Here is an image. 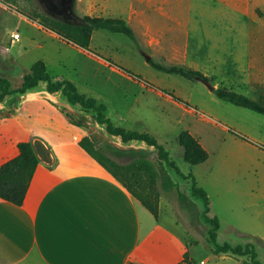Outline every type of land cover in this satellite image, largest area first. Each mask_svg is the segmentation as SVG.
I'll use <instances>...</instances> for the list:
<instances>
[{
    "label": "rangeland",
    "instance_id": "rangeland-1",
    "mask_svg": "<svg viewBox=\"0 0 264 264\" xmlns=\"http://www.w3.org/2000/svg\"><path fill=\"white\" fill-rule=\"evenodd\" d=\"M48 4L51 0H0V77L10 79L11 87L18 88L39 59L52 75L66 77L73 71L80 91L107 104V115L115 124L151 132L170 150L183 172L193 170L209 194L210 215L219 217L218 242L253 243L264 264V114L219 98L202 80L161 71L146 57L198 68L215 88L227 87L264 104V9L256 8L257 14L246 21L236 20L234 29H206L215 40L227 39L224 41L229 45H151L148 37L164 31L134 17L131 24L140 45L125 34L97 29L90 49L84 50L52 30L35 26L33 22L40 23L47 10L59 14ZM125 4V0H74L72 7L79 16L125 17ZM215 8L222 11L223 5ZM15 31L21 38L13 41ZM198 32L204 30L199 28ZM180 33L178 30L177 41ZM95 54L102 59L93 57ZM37 89H46L45 82ZM54 99L55 104L45 106L49 114L59 116L58 120L42 119L35 101L23 106L16 120L42 130L55 141L100 133L88 111L73 123L61 111L70 110L66 97ZM7 128L19 135L14 124ZM183 130L190 131L208 150L206 161L192 167L184 159L175 140ZM171 173L189 192L191 179L176 170ZM156 203L160 219L149 218L153 231L145 255L151 264H176L181 257L179 262L184 264H252L248 256L213 253L208 243L209 226L198 222L187 228L173 195L162 193ZM203 259L206 261L201 263Z\"/></svg>",
    "mask_w": 264,
    "mask_h": 264
},
{
    "label": "crops",
    "instance_id": "crops-1",
    "mask_svg": "<svg viewBox=\"0 0 264 264\" xmlns=\"http://www.w3.org/2000/svg\"><path fill=\"white\" fill-rule=\"evenodd\" d=\"M125 2L126 16H113L124 18L133 28L136 39H131L137 45L140 43L131 24L134 17L146 19L144 21L164 31L159 36L148 37L151 45L220 46L231 43L224 41L227 39L215 40L206 29H234L236 20L246 21L257 14L256 8L264 9V0ZM219 4L223 5L222 11L215 8ZM221 23L225 26L221 27ZM199 28L204 32L199 33ZM178 30L181 31L180 41H177ZM93 57L102 59L96 54ZM147 60L150 62L151 56ZM70 75L66 77L76 82L73 71ZM55 77L66 78L60 74ZM27 94L29 98L18 96L19 102L16 95L7 108L0 110V166L18 155L20 141H33L36 137L49 144L54 160L52 163L40 160L21 205L0 198V264H129L134 261L151 264L146 258L153 231L148 223L151 216L159 220L160 215L155 217L86 152L78 143L79 134L71 140L55 141L40 129L20 124L16 120L18 114L23 106L34 101L39 102L42 119L59 118L46 111L45 103L55 104V97L52 100L47 97V89L41 91L35 87ZM63 117L68 120L65 114ZM12 124L19 135L7 128ZM144 226L148 228L146 231ZM180 259L182 257L176 264L181 263Z\"/></svg>",
    "mask_w": 264,
    "mask_h": 264
},
{
    "label": "trees",
    "instance_id": "trees-1",
    "mask_svg": "<svg viewBox=\"0 0 264 264\" xmlns=\"http://www.w3.org/2000/svg\"><path fill=\"white\" fill-rule=\"evenodd\" d=\"M47 11L40 21L41 24L86 49H90L96 29L122 33L136 39L133 28L122 17L74 14L72 18H65L52 13L51 10ZM150 64L161 71L179 74L188 79L210 81V77L198 68L178 63L167 64L155 59H151ZM42 82L46 84L49 99L60 95L66 97L70 110L61 111L69 121L78 123L79 120L76 121L75 118L81 119L83 111L89 112L88 115L94 118L100 133L95 136L79 134V145L155 217L160 215L157 198L162 193L173 195L178 201L181 211L179 215L187 228L198 222L209 226L208 243L213 253L232 254L238 258L248 256L252 264H263L253 243L234 245L228 241L218 242L219 217L210 215L209 194L199 185L193 170L189 173L183 172L172 158L170 150L151 132L115 124L107 115V104L80 91L75 81L53 76L43 59L32 64L30 72L25 74L22 85L18 88L13 89L8 78L0 77V110L7 108L17 94L21 99L29 98L27 91L38 87ZM213 90L219 98L227 102L264 114V104L259 100L227 87ZM175 140L183 149L184 159L192 167L209 158L208 150L190 131L183 130ZM17 146L18 155L0 166V198L21 205L40 158L32 140L20 141ZM171 170L191 179L189 192L175 180Z\"/></svg>",
    "mask_w": 264,
    "mask_h": 264
},
{
    "label": "water",
    "instance_id": "water-1",
    "mask_svg": "<svg viewBox=\"0 0 264 264\" xmlns=\"http://www.w3.org/2000/svg\"><path fill=\"white\" fill-rule=\"evenodd\" d=\"M64 8L65 10H68V8L73 9V1L74 0H64ZM148 59H150V56H147ZM204 83H206L210 89H214L215 87L213 84L208 80H202ZM34 149L39 156L40 160L46 163H52L54 160L53 152L49 146V144L41 137H36L33 141Z\"/></svg>",
    "mask_w": 264,
    "mask_h": 264
},
{
    "label": "flooded vegetation",
    "instance_id": "flooded-vegetation-1",
    "mask_svg": "<svg viewBox=\"0 0 264 264\" xmlns=\"http://www.w3.org/2000/svg\"><path fill=\"white\" fill-rule=\"evenodd\" d=\"M52 4H48L50 9H57L58 13L57 15L63 16L65 18H72L74 16V12L73 9L68 8V10H65L64 8V4L65 1L64 0H51ZM54 13V12H52ZM55 14V13H54Z\"/></svg>",
    "mask_w": 264,
    "mask_h": 264
},
{
    "label": "built area",
    "instance_id": "built-area-1",
    "mask_svg": "<svg viewBox=\"0 0 264 264\" xmlns=\"http://www.w3.org/2000/svg\"><path fill=\"white\" fill-rule=\"evenodd\" d=\"M13 38L14 39H19L20 38V33H19V31H15V32H13ZM189 260H192V259H188V261ZM206 260L205 259H203V260H201V263H204ZM129 264H141V263H139V262H137V261H134V262H131V263H129ZM180 264H184V262L182 263H180ZM189 264H198V263H193V262H190Z\"/></svg>",
    "mask_w": 264,
    "mask_h": 264
}]
</instances>
